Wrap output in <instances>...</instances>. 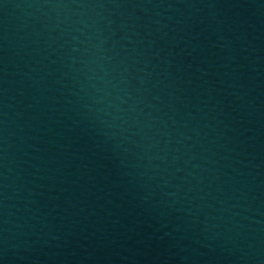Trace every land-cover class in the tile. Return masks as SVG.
Returning <instances> with one entry per match:
<instances>
[{
  "label": "water",
  "instance_id": "obj_1",
  "mask_svg": "<svg viewBox=\"0 0 264 264\" xmlns=\"http://www.w3.org/2000/svg\"><path fill=\"white\" fill-rule=\"evenodd\" d=\"M0 264H264V0H0Z\"/></svg>",
  "mask_w": 264,
  "mask_h": 264
}]
</instances>
